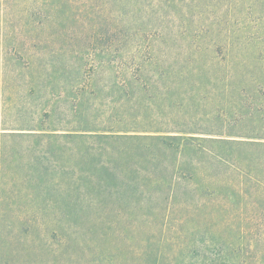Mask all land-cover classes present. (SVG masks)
Here are the masks:
<instances>
[{
  "label": "rangeland",
  "instance_id": "1",
  "mask_svg": "<svg viewBox=\"0 0 264 264\" xmlns=\"http://www.w3.org/2000/svg\"><path fill=\"white\" fill-rule=\"evenodd\" d=\"M250 1L0 0V264H264V0L247 15ZM150 39L190 78L142 124L218 140L127 142L129 193L42 209L68 181L52 150L76 163L48 134L112 125V70Z\"/></svg>",
  "mask_w": 264,
  "mask_h": 264
},
{
  "label": "trees",
  "instance_id": "2",
  "mask_svg": "<svg viewBox=\"0 0 264 264\" xmlns=\"http://www.w3.org/2000/svg\"><path fill=\"white\" fill-rule=\"evenodd\" d=\"M161 1L157 0L158 3ZM172 1L174 2V0ZM157 2L154 5H157ZM254 5L255 1L251 0L247 8V15H250V7ZM138 21L139 16L137 15L135 22ZM137 29L140 30L139 27ZM138 30L134 38L139 32ZM150 30L152 32L149 33V36L158 34L156 35L158 38L162 37L160 24H151ZM153 41L152 39L148 41L146 52L142 46L138 45L129 59L121 57V65L118 64L116 66L118 69L112 70L114 76L111 88L114 98L110 100L111 105L107 109L112 111V115L108 118V123H112V125L109 124L104 128L99 124L94 125L89 118L85 117L84 124L77 128L68 129L66 133L48 134L50 140L55 142L61 138L65 139L68 148L65 154L66 156L68 154L69 159L75 160L76 163L75 166L59 163L61 150H57L58 148L52 150L53 159L50 158L52 162L50 169L55 173L61 172V175L67 177L68 181L62 182V180L54 178L52 188H49L53 197L51 196L46 205L41 206L42 209L57 207H65V210L71 211L94 209L100 205L97 198H102V201L106 202L111 199L107 197H113L120 192L119 190H126L129 193L132 183L129 180H122L116 170L123 159L134 155L127 147H124L123 144L127 142L146 144L147 141H151L159 147L178 149L194 146V142L198 140H218V138L197 137L194 135L197 132L191 129L185 128L180 131L171 130L168 127L149 128L142 124L140 113H146L157 104L158 106H161L162 103L164 106H178L173 88L178 81L190 78L189 76L185 77L184 72L175 69L174 65L177 61L167 66L166 58L157 53ZM188 60L189 58H187V62ZM129 64L138 67L137 73L127 72L131 68ZM231 78L232 74L229 73L228 77L223 79L230 81ZM126 110L133 111L130 117ZM259 111L262 109L258 108ZM164 123L170 124L171 122ZM174 125L179 124L174 122ZM136 153L141 155L140 152Z\"/></svg>",
  "mask_w": 264,
  "mask_h": 264
}]
</instances>
